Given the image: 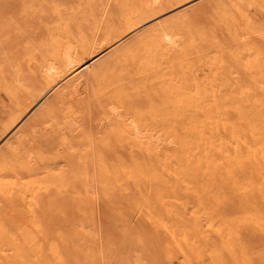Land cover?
<instances>
[{"label": "bare ground", "instance_id": "obj_1", "mask_svg": "<svg viewBox=\"0 0 264 264\" xmlns=\"http://www.w3.org/2000/svg\"><path fill=\"white\" fill-rule=\"evenodd\" d=\"M106 1L107 0H100L99 3V1L97 0L99 5L102 7L99 8L100 6L98 5V10L101 11L102 9L103 12L100 17L102 19V24L100 25L102 30L98 36L89 34L92 35L91 37H86L85 31L83 33L84 28H82L83 25H89V23H86L90 21L89 16L88 19L86 15L87 21L84 20L85 22L82 21V18L80 17L81 19H79V23H83L81 26L80 24L77 25V17H74L77 19V21L73 22V12L71 13V20L70 10L68 11L69 14L67 13L69 16L66 14L62 16L58 14V8L52 7V16H55V13H57V16L55 17L59 18V20L61 18H65V16L69 17L63 19L62 21V26H64L62 28H64L63 30L66 29V33L65 31L62 32V29L59 25L61 32L65 34L63 38L61 37L62 39H57V33L55 31H49L52 22L56 18L52 17L50 21V18H48L49 16L46 17V19H49L51 24H49L48 21V24H45V22V25L43 24V26L45 28V32L48 31V33L50 32L49 34L51 35V37L53 36V40L51 39V37H49L50 35L48 36L47 34V36L45 35L47 37L45 39L49 40L50 38L52 42L49 40L47 45V43H44L41 39L40 42L43 47L40 45L37 46L35 44V47H38L39 49L36 48V52L35 50H32L33 55L38 56V58L34 61L35 63H33L32 61L34 69L26 67L25 65H29L27 64V62L25 63V65L23 64L25 67H23V65L21 66V59L15 58V52L18 51L17 48L19 45L18 43L20 42L19 40L23 41L28 37V30L26 29V33H24L25 30L24 28H21L22 24L20 25V21L25 25V20L27 19V17L26 19L24 17L27 14L26 11H28L26 9H33L34 7L32 6V3H35L36 1L32 0L31 2V0H28V3L25 4L22 1L20 3L18 2L19 8L17 7V11H15V13L13 14L11 13L12 15H9L8 17L6 16L8 19L7 22H9V24H7L6 21L1 22L2 20H0V22L2 23H0V79L3 80V82L7 84V87L11 89H9V93L7 92L10 95L8 98V109L4 110L5 115L7 117H10L9 121H6L7 125H0V138L7 134L5 132L8 129L14 128L17 125L18 122L21 121V117L26 112L31 110L34 106H37L35 108L36 112L34 114L32 112V116H34L28 122L25 121L26 124H23L24 127L22 125L23 128L21 127V125L20 127H18L20 128L18 131V135L12 134L15 136H12L13 138H11V140H8V143L6 141V145L4 141L2 142V144L5 146L4 149L2 148V152L0 153V264H264V0L200 1V3H203L200 4L198 2L197 4L199 5H194L193 7L190 6V8H188V6L186 8L187 10L185 9L186 11H181L180 8L179 11L183 13L179 15L180 12H176V21L175 18L174 21L172 20L173 18H169L171 19L172 24L169 19V24H166L164 20H162L160 23L152 20V22L154 21V25L149 23L148 21H150V19H155L156 17L158 19L160 18V14H163L166 11L175 10L176 7L185 5L189 2H192L193 0H112L114 1L112 5L114 6V10L116 11L115 15L113 12H110L111 10L109 11L111 7L108 10H106V7H104L106 6ZM12 2L14 5V0H12ZM48 3L49 2L46 3L47 12L49 8ZM78 3L81 2L78 1ZM92 4L94 7L90 6ZM92 4L89 1L88 6H90L91 8H95L96 3L94 5V3L92 2ZM20 6L22 7L20 8ZM34 6L38 5L36 4ZM43 6L44 5H42V7ZM226 6L229 7V9H226ZM65 7H63L64 11ZM73 8L76 9V7ZM210 9L216 12L219 11L217 12V14H213V16H215V21L211 23H213V25H215L217 28H221L222 30H220L222 32L223 30L226 31L230 41L232 42L231 48L232 46L234 48L232 50L231 48H229L230 50L228 49V52L226 53V57L228 55V61L223 59L225 57L217 58L215 56L217 52L219 54L218 56H224L223 54H221V52H224L225 48L220 52L218 50H216V53L212 52V55L214 53L213 56L217 59L215 60H219L218 62H220L218 65V62L214 61L218 65L217 67L215 66L217 71L215 70V67L213 68L211 66L213 61V56L210 60L211 55H209V58H207L211 61V64H209V60L206 63L210 67H208V65L202 66L203 69H205L204 67L210 68V72L213 71L211 70V68L214 69L213 72L215 74V72L219 71L218 68L224 69L221 67H223L224 64L227 65L226 74H228V76L232 78L230 80L233 81V84L231 82V85H233L234 89L233 92L231 85L228 86L230 83L228 85L226 84L228 89L231 88L230 91L233 92H229L231 98L227 95V87V94L224 93V86L226 82L222 87L223 90H220L221 88L215 89L216 91L217 89H219L220 92L223 91V93L227 97H229L232 105H230L229 107L228 99L227 102H225V105L228 104V108L231 110L230 116L226 117V115L229 114H227L226 111V115L224 114V112H221L220 109L224 104H222V101H220L222 105H219L222 107L219 108L217 107V105H215L213 111L215 110V107H217L216 109L218 110L219 108L221 114L220 112H218L217 114V110H215V115H218V117H208L209 115H211L209 112H212L211 109L213 107L211 109L209 108L211 103H208L206 106H204L203 101L205 99L206 102L210 101L209 98H214L217 101L221 99L218 96L214 97L216 91L212 89L211 85V92L209 93L210 89L209 91H207L208 94H210V96H207V98L209 97V100L205 97H202V95L200 96V94L205 91V88L204 91L202 90L203 88H200L202 92L199 93V89L197 90V87L202 86L200 82L202 83L205 80L201 81L195 77L196 81H200V85L198 86L196 81L193 80L194 78L190 77L192 71H190L189 76V71L187 69L186 70L188 72L187 74L185 73V76H188L184 77L183 75V77H189L193 80V82L195 83L194 86H196H193L194 88H196V93L194 94L198 95L199 93L198 96L200 97L199 99L195 98L196 96L192 95L193 90L192 92H190L189 89L190 95L193 98L197 99L195 100L190 97L191 99L195 100L194 104V101L192 102V100L190 99V107L193 110L195 107L192 108L193 105L191 104L193 103L197 107V103L199 104V101L204 98L202 100L203 105L200 107L206 109L209 115H206V110L204 112V109L202 110L198 107L196 109H200L201 111H203V113L201 112L196 117H194L195 115L192 116L194 110L187 112L184 111L183 108H180L179 110L173 108L171 110L161 111L159 110L160 107H158L159 112H156V102L153 103V106H151V108L148 106V109L150 108V110L154 107L155 109L151 110L152 113L150 117L153 116L154 110V117H152L153 119H149L147 121H145V119H143L142 117V120L139 119L138 116L131 114L130 112L122 113L121 106L122 108L124 107L125 101L122 102L123 105L121 102L118 103V101L126 100L127 98H129L127 97L128 95L126 93V96L124 95L126 99H122L121 97H123V94H125L123 92H125L126 90L124 91L123 89L122 91V87H124L123 85L121 86L120 90L121 83L120 85L117 84L119 87L115 84L119 83L120 80H123L122 75L120 78L117 77L116 80H114L113 78L110 79V77L108 76H103V79L106 77L108 78V80L110 79V85H112L111 83L115 81L113 83V86H117L114 87V89L116 88L115 92L113 91V86L111 87L107 83H105L106 86L108 85L111 87H109V92L108 90H105V93L107 92V95L103 94L102 96H99V93L103 90L97 92L98 88L96 89V86L94 89H92V87H94L93 84H97L96 82H98V84L101 86L100 88H102L104 85L102 82H105H101L103 85L99 83L101 81L100 78L102 77V75H104L108 69H110L111 72V68L113 66H115L116 68L120 64L121 67H123V60L121 59H123V57L125 56L124 62L126 63L129 60L128 56H130V54H132V52L134 51L135 54L132 55V59L134 58L133 56L136 57L135 62L136 66H138V71H135H137V73L134 71L135 68L133 67L127 68L128 72L126 71V69L123 70L124 67L122 69L120 67V70L126 71L124 72L126 76L123 75L126 79L127 76L131 77L128 78L129 81L133 78V71L138 75L139 71L142 72L146 69L143 68V70H141V67L137 65V63H141V66L145 65L143 64V61H140L146 56L145 52L148 48L150 50H152L153 48L156 50V52H159L161 50V55L163 53L165 54V56L169 54V58L167 56V59H169L170 62L173 58L171 55L178 51L177 49H179L180 51V47L182 49V47H185L187 45V48H189V50H191L190 48H194L195 46L192 47L193 45H195V42L193 40L196 41V38L199 40V43L197 42L199 45L201 44V42L202 44L206 43V46L208 48L209 46H213L211 48L212 50H215L214 44L220 45V41H217L219 40V38L217 36L218 34L215 33L216 36L214 35V29H209V27L207 26L209 33L210 30H213V34L210 33L209 36V33L207 32V36L204 30L206 28V24L203 28H201L202 25L201 27L191 25L192 21H195L193 19H199V17L205 15L207 16V13L210 11ZM34 10L32 12H34ZM60 11H62V8H60ZM28 12L31 14V10H29ZM75 12L77 13L78 11ZM187 12H189L190 14ZM30 14L28 16V21ZM209 15L210 14L208 13V16ZM79 16H82V14H80ZM82 17L85 18V16ZM46 19L44 16L43 20L41 19V22L43 23L44 20H48ZM97 19L95 18L94 21ZM208 19H210V16L209 18H207V20ZM37 20V22H39L38 18ZM28 21L26 22L27 25ZM100 21L99 24L101 23ZM210 21H212V19ZM3 23L6 24L5 29L2 27ZM69 24H71V26L74 25V28H71ZM37 25L39 27V23ZM47 25L49 26V28ZM143 25L145 29H141L144 28ZM145 25L148 27H146ZM30 27H32V25ZM53 27L55 30L57 28V32L60 31H58V27L52 26V28ZM41 28L38 29H40L41 31ZM182 29H186L184 30V32H186L187 34L184 33V36H182L183 34L181 33ZM193 30L194 33H196V35H194V39L192 38L194 34L192 32ZM37 31L38 30H36V33L34 32L33 34L38 35ZM189 31H191V33L188 35ZM53 33H55L57 37ZM43 34L45 33L43 32L42 36ZM128 35L130 36V38L124 44H121L126 40L125 37ZM216 37L218 39H216ZM226 40L228 41V39ZM184 41L187 43H185ZM25 42L26 40H24L22 43L28 46V44H26L27 42ZM180 43H182V45H180ZM207 43H210V45H207ZM16 44L18 45L15 46ZM25 45L24 47H26ZM199 45H196L193 53L195 52V50L197 51ZM20 48L21 47H19V49ZM105 48L108 49V52L113 49L114 53H109V55L104 57V59H99L101 56L97 58L101 62L99 60L96 61L97 59L93 60L98 64H96V66L94 65L93 61L90 63L91 59H93V56L98 55L99 51ZM130 49L132 50V52L130 51ZM138 50L139 53L142 52V56L140 55L141 59H138L139 53L136 54ZM186 50L188 49H182V52H185V55L187 53ZM200 50L202 49L200 48ZM203 50L206 53L205 49ZM126 52L127 56L123 55L126 54ZM128 52H130V54H128ZM143 52L145 53L144 56ZM204 52L202 51V55ZM208 53L210 52L208 51L207 54ZM120 54H122L123 57H120ZM151 54H153V52ZM180 54L178 53L179 58L181 56ZM118 56L121 58L120 60L122 63L116 61L118 62V65H114V61L119 59ZM126 58L128 59L127 61ZM160 58L162 59V56ZM132 59L130 60L132 61ZM155 59L154 61H160L158 59ZM184 59L185 58L181 59L179 63L183 62L182 60ZM149 60L150 63L152 62V65L155 64L154 66H158L156 65L157 62L153 63V61H151L153 60V58ZM149 60L147 61L148 63ZM173 61L172 63H175V66H179V68L180 66L183 68V66L190 65L188 64L189 62L187 63V65H183L181 63L179 65L178 62L176 63ZM184 62L187 61L185 60ZM167 63L169 62L167 61ZM164 64H166V62ZM159 66L157 67V69L159 68ZM167 66L170 67L173 66V64ZM167 66L165 65L163 69ZM149 67H151V65H149ZM156 67L155 69H152L151 67L149 70L143 72L147 74L146 72L148 71V75L150 78L153 74H155V72H157L155 71ZM199 68V71L203 73L204 71L201 70L202 67ZM130 69L132 70L129 71ZM163 69L160 66V71H162ZM183 69H181L182 71L179 70V72H183ZM151 70L154 73L150 74ZM160 71L156 73L157 76ZM141 72L140 75L143 74V72ZM165 72L162 71L158 77L152 76L151 79L156 78L155 80H159L161 74L162 76L163 74L165 76L169 74L170 70L168 73L166 72L167 74H165ZM73 73L76 74V77L72 76L74 78L66 79L67 76ZM108 74L109 73L107 72L105 75ZM162 76L159 80L160 83L157 82L158 80L153 81L154 84L157 83V88L159 90L162 89L163 92V81L166 82L164 83L165 88L166 85L173 80V75L169 74L168 76L164 77L165 79L162 78ZM202 76H205L206 80L207 78H209L207 77V75ZM174 77L176 78L175 75ZM217 77H221L222 79V76ZM97 78L98 80H100L98 81ZM134 78L136 79V77ZM138 79L142 81L141 79L144 80L145 78L138 77ZM138 79H136L137 82L135 80L134 84H138H136V86H138L139 88L138 90H142V86L144 91V87H147V84L144 86L142 85V83L147 79L140 83L141 86L139 85ZM112 80L114 81L112 82ZM134 80L132 79L131 83L134 82ZM148 80L147 82L149 83L150 81ZM178 80L181 85L177 81V83L175 82L176 84L172 82L174 84L173 86L172 84L171 86H169L173 88V91L178 90L179 93H176L178 95L186 93L185 91L180 92L179 89L184 87L185 84L183 82L187 84L189 82H186V80L180 81L183 80L181 78ZM161 83L163 86L161 85L159 88L158 85ZM178 83L179 85L177 86ZM182 83L184 85H182ZM194 83H192V85ZM210 83L212 82L210 81ZM127 84L130 85V83ZM188 85L190 86V83ZM188 85H185V87H187ZM206 85L207 84H205V87ZM106 86H104V89ZM136 86L133 87L136 89ZM156 86L155 88H151H154V91L158 92L159 90H156ZM176 87H178L179 89ZM193 87L191 88L193 89ZM217 87H221V85ZM132 88L130 87L131 90ZM207 88H209V86ZM53 90H55V92L52 93L51 96L47 97L46 95ZM169 90L167 87V91ZM120 91H122L123 94L119 95L120 97H115ZM167 91H165V93L163 92V95L166 93H170ZM212 91H214L215 93ZM116 92L117 94L114 95V93ZM137 92L139 91H136L135 93ZM149 93L150 90L147 92V94ZM212 93H214L213 96ZM218 93L216 95H219ZM188 94H184L183 96ZM221 94L222 92L220 93V95ZM150 95L151 96L149 97L148 95H145L148 100L150 97H154L153 94ZM175 95L167 96L171 100H173L172 97H175ZM223 95L220 97H224ZM131 96V99L129 98V101L136 100L132 98L134 96ZM165 96L166 95H164L163 97L165 98ZM183 96L181 97L183 98ZM158 97L160 96L158 95ZM176 97L178 96L176 95ZM117 98H120L121 100H117ZM169 98H167V100L170 101ZM232 98L233 100H231ZM186 99L188 100V96H186ZM176 100L178 99H175V101ZM215 100L211 99V101H213L212 103H214ZM151 101L152 100H150L149 103ZM175 101L173 100L174 103H172L175 104ZM179 102H182V100ZM185 102L187 104V101ZM206 102L204 103L206 104ZM172 103L170 102V104ZM178 103L176 104L177 108L180 104ZM211 105L213 106L214 104ZM126 107H128L127 103ZM144 107L146 106L144 105ZM169 107H171V105ZM207 107L208 109H210V111L207 109ZM124 110H126V108H124ZM137 111L139 113V110ZM202 114L207 117L202 118ZM212 115H214L213 112ZM1 117L2 116L0 112V118ZM15 130L13 131L16 133ZM96 138L99 140V142H96ZM2 144H0V147H2ZM171 146L175 147L171 148ZM141 148L149 150V152L159 158V160L157 159L159 163L158 169L160 172L166 170V174L168 176L163 177V174L159 172L158 174L155 171H158V169L155 168V170H153L158 174L157 176V174L155 175V172L151 170L155 177L154 179L157 178L158 180L155 191L156 195L153 198L154 200H156V203L154 204V201H152L151 205L157 204L154 208L158 207V211H156L157 209H155V212H153L151 215L153 216L155 213H157L154 216L156 217L157 215V217L154 218V220L150 218V220L152 219L153 221L157 222V230H159V232L161 231L160 234L162 236V244L160 247L161 249L159 251V255L156 257L155 254L157 253H155L153 249L156 247L152 245L154 255L149 258L145 257L142 254L146 248H142V240H139V238H135V242L134 239H131L129 237L132 235L128 233L127 228L123 229L124 231L118 230V227L116 226L120 223L117 224L112 220L114 219L116 222H124L121 223V225H124L125 222L126 224L128 222L124 218L121 217L122 219H124V221L119 220L120 217H117V219L114 218V213H109V210L108 213L110 214L111 218H109V215L104 218L105 220L107 219V223L109 220V222L113 221L114 224H117L115 226L116 228L112 227V229H117V231H119V234H122L120 232H125V230H127L124 234H129V236L125 235L124 237L126 239L123 237L122 241H120L122 237L117 232H115V229L112 230L113 233L111 232V234H114L115 232V235L117 233V235L121 237L120 239H117L120 242H116V238L111 237L110 234H108L110 232L107 229H105V232H102L104 231V229L100 228L103 226L100 223V227L99 225L96 226L97 228L99 227L101 231L98 232V229H96V232L92 228V226L95 225L94 223L97 224V222L94 220V223L92 225L91 221L93 222V220H88V215L91 216L92 213H88V215H86L89 209H91L89 210L91 212L92 210H94L92 209V204L93 201H96L94 197L97 193V190H100L99 192H101L102 190L105 194L108 193L109 190L107 191V186L112 185L110 181H114L113 179L116 178L118 180V176L124 172V176L126 178H131L132 174L129 172L130 169H125V165H127L125 163H129V166L127 165V169L131 166L130 163L132 164L133 162H136V164L133 163V166L136 165L138 167L140 163H137L138 160L136 158L138 157ZM173 148H176V150H172ZM127 160H130L131 162H127ZM139 161L142 162V160ZM153 167L156 166L152 165L151 168ZM131 170H134L131 171L132 173H136L138 169L136 168V171L134 168ZM199 172L200 178H196L199 180L197 181L194 179V177L196 176L195 174ZM126 173H130L131 175L128 174L129 176H126ZM119 177L122 176L120 175ZM121 179L125 181L124 177L120 178L119 180ZM154 179L152 178V184H155L157 182H154ZM126 180L128 181L130 179ZM118 183L120 185V183L123 182L120 181ZM54 184H59V186L64 187V189L61 188L62 191H59L57 192V194L53 195L52 191L51 193L48 191H50L51 186H53ZM98 186L99 188H101H97ZM154 186L156 185H153L152 189H154ZM224 187L229 189V191L232 192V195H234V197L232 196L233 199L235 198L233 206L229 207L228 210L225 207L227 206V203L225 204L224 209L223 206L222 209H220L221 202L226 199L225 197L228 196L225 195L224 197V194L227 192L226 190H224L226 191L225 193H222ZM56 188V190H59L58 185ZM103 188H106V190H104ZM125 189L126 188L124 187V190ZM115 190L116 188L114 189V191ZM114 191L112 190V192ZM104 193L102 192V197ZM111 194L110 191L107 194L109 201L112 200V202L116 203V201L118 200L117 203L122 202L119 201V198H122V195L120 197L117 196L119 197L117 199V194L115 192L112 194V196L116 194V198L112 196L110 197L109 195ZM138 194L139 193L135 194V197H137ZM138 196H140L141 198L140 205L145 204L143 209L148 208L145 207L147 205L146 203L148 199L146 198H148V196L144 197L141 194H139ZM141 196H143L147 200L145 201L146 203L142 201L144 198ZM113 198L117 200L115 201ZM108 199L106 198L107 201ZM123 199L124 197L121 200ZM135 199L138 200L139 198L137 197ZM229 200H231L230 196ZM125 202L127 203L126 200ZM229 202L230 201H228V203ZM137 203L138 202L133 205L136 206V209H140V206L138 207ZM129 204L131 205V203ZM93 206L95 207L94 204ZM117 207L119 208V206ZM152 207L150 208L152 209ZM150 208L148 209V212L154 211V208L152 211H150ZM138 209L136 210L137 212L139 211ZM186 209H188V211L191 209L190 212H188L189 214L186 212ZM102 211H104V209ZM105 211H107V208ZM145 212L147 214V209L146 211L140 210V213L145 214ZM103 213L105 212L100 213L101 215H99V218L100 216L102 218ZM116 213L117 212H115V215H117ZM105 215L103 214V217H105ZM147 215L148 218L150 215ZM152 223L154 224V222ZM112 224L109 225L111 226ZM138 224H140V222H138ZM134 225L135 224H133V226ZM107 226L108 225L106 224L105 227ZM125 226L131 227L128 225ZM134 227H136L134 229L138 230V226ZM240 228L251 230L254 236H256L259 240V244L255 243L256 245H252L249 244L250 241L249 243L244 242V234L241 233ZM106 230L108 231V233ZM131 230L133 229H130V232ZM141 232H143V230ZM132 234H134L133 231ZM242 234L243 236L241 237ZM245 234H247V232H245ZM156 235L158 236V234ZM248 237L249 236H247V240ZM160 240L158 239V241ZM114 241L117 244H115ZM143 241L145 244L143 246H146L147 243L145 242V240ZM134 242L136 247L133 250L131 248V245H134ZM136 249L137 251L139 249V251L142 253L138 254L137 251H135ZM131 251L132 255L130 254ZM145 252L146 251H144V253ZM148 255H150L149 252L147 256Z\"/></svg>", "mask_w": 264, "mask_h": 264}, {"label": "rangeland", "instance_id": "obj_2", "mask_svg": "<svg viewBox=\"0 0 264 264\" xmlns=\"http://www.w3.org/2000/svg\"><path fill=\"white\" fill-rule=\"evenodd\" d=\"M21 1L24 2V4H25V3H28V0H21ZM21 1H20V0H16V1L14 0V5H15V6H14L12 0H0V20H2L1 22H4V21L7 22V20H8L7 17H8L9 15H12L13 13H15V11H17L16 9H17V7L19 8V3H20ZM33 1H36L35 3H34V2H33V3H34V5L37 4L38 6H34L33 3H32V6H33L34 8H33V9H29V8L26 9V10H28V11L31 10V14H30L28 11H26V12H27V14H26L27 16L25 15V17H24L25 19H26V17H27V19L25 20V21L27 22V21H28V16H29V14H30L29 21H28V25L26 24V22H25V25H24V23H23V22L21 23V21H20V25L22 24V27H21V28H24V30H25L24 33H26V29H27V30H28V34H27L28 37L31 35L29 38L27 37V39H26V38L24 39V40H26L27 43H26V42H25V43L28 44V46L25 45L24 43H22L24 40H23V41H22V40H19V41H20V42L18 43L19 45H18V44L15 45V46L18 45V48H17L18 51H16L17 53L15 52V54H16V57H15V58H19V59H21V61H20L21 66H22L23 64L25 65V63L27 62V64H29V65H25V66L28 67V68L30 67V69H34V65H33V63H35L34 61L38 58V56H36V55L34 56L32 50H35V52H36V51H37L36 48H37V49H39V48H38V47H35V46H36V45H37V46H39V45L42 46V44H41V42H40L41 39H42V41H43L44 43H47V45H48L49 40L52 42V40H53L52 37H53V36L51 37V35L49 34L50 32L55 31V32L57 33V36H58V37L56 36L55 33H53V34L57 37V39H62V38L64 37V34L66 33V31H65L66 29L63 30L64 28H62V27H64V26H62V21H63V19H65V18H69V17L65 16V18H63V19L61 18V19H60L61 22H60L59 18L55 17V16H57V15H56L57 13L54 12V13H55V16H52L53 13H51V11H52V9H53L54 7H56V8L59 9V10H58V14H60V15H62V16H64L65 14L68 15V14H69L68 11L70 10V11H71V12H70V18H71V20H72L71 13L73 12V14H72V16H73V20H74L73 22H76L77 19H78V22H77L78 24H77V25L80 24V25L82 26V24H83V23H81V22L79 23V19L82 18V21H84V20H86L87 18L89 19V17H90V19H89L90 21L86 22V23H89V25H87V26H86V25H85V26L83 25V27H82V28H84L83 33H84V31H85V33H86V34H85L86 37H89V36L91 37V36H92V35H89V34H94V36H98V35L100 34L101 30H102L101 27H100V25L102 24V19H101L100 17H101V14H102L103 12H102V9H101V11H99L98 8H97V6H98L99 3H100V0H98L99 3L97 2V0H95V1H94V0H92V1H91V0H88V3H87V0H84V1H83V0H75V2H74V0H72V1H70V0H61V1H60V0H47V2H49V3H48V7H49V8H48V12H47V4H46L47 2H46V0H39V1H38V0H33ZM50 1H51V2H50ZM59 1H60V3H59ZM78 1H80V2L82 3V5H81V3H78ZM82 1H83V2H82ZM89 1L91 2V4H92V2H93L94 5H95V3H96V7H95V8H91L90 6L94 7L93 4L90 5V6H88V5H89ZM200 1H207V0H197V1H196V0H193L192 2H189V3L185 4V5H182V6L176 7L175 10L166 11V12H164L163 14H160V18L157 19V17H156L155 19H150V21H148V22L154 25V21L157 22V23H158V22L160 23L162 20H164V22H166V24H169V23H168L169 21H170L171 24H172V21H171V19H169V18H173V19H172L173 21H174V18H175V21H176L177 18L175 17V16H176L175 14H177L176 12H178V11L180 10V8H181V11H182V10H183V11H186V10H187L186 8H187L188 6H189L188 8H190V6L193 7L194 5H199V4H197V3H198V2L200 3ZM11 2H12V3H11ZM18 2H19V3H18ZM31 2H32V0H31ZM62 2H63V3H62ZM113 2H114V1H112V0H107V1L105 2V5H106V6H104V7H106V10H108V9L111 7V8L109 9V11L111 10L110 12H113L114 15H115V12H116V11L114 10V6L112 5ZM39 3H40V4H39ZM75 3H76V4H75ZM86 3H87V4H86ZM110 3H111V4H110ZM201 3H203V2H201ZM201 3H200V4H201ZM45 4H46V5H45ZM55 4H57V5H55ZM63 4H64V6H63ZM73 4H74V6H73ZM39 5H40V6H39ZM42 5H44V6L42 7ZM53 5H55V6H53ZM68 5H69V8H68ZM107 5H108V6H107ZM11 6H12V8H11ZM13 6H14V9H13ZM22 6H23V4H22ZM22 6H20V8H21ZM65 6H66V7H65ZM87 6H88V8H87ZM99 6H100V5H99ZM99 6H98V7H99ZM227 6H228V5H227ZM227 6H226V9H227V8L229 9V7H227ZM52 7H53V8H52ZM63 7H65V11H66L67 9H68V10L65 12V11L63 10ZM70 7H71V8H70ZM73 7H76V9H74ZM182 7H183V9H182ZM10 8H11V9H10ZM31 8H32V7H31ZM60 8H62V11H60ZM78 8H80V9H78ZM96 8H97V9H96ZM99 8H102V7L100 6ZM9 9H10V12H9ZM12 9H13V10H12ZM34 9H35V10H34ZM83 9H84V10H83ZM93 9H94V12H93ZM185 9H186V10H185ZM230 9H231V8H230ZM11 10H12V11H11ZM33 10H34V12H32ZM45 10H46V12H45ZM176 10H177V11H176ZM13 11H14V12H13ZM75 11H78V12L76 13ZM228 11H229V10H228ZM26 12H25V13H26ZM82 12H83V13H82ZM95 12H96V13H95ZM179 12H180V11H179ZM212 12H213V13H212ZM217 12H219V11H217ZM217 12L214 11V10H211V9H210V11L208 12V13L210 14V15H209V16H210V19L207 20V18H209L208 13H207V16L205 15V16H201V17H199V19H193V20H195V21H192V23H191V25H195V26H197V27H201V25H202L201 28L205 27V24H206V28H207V26H208L209 29H212V28L214 29V35H215V33L218 34L217 36H218L219 40H217V41H218V42L220 41V42H219L220 45H216V44H214V49H215V50H212L211 47H213V46H211V47L209 46V48H208V47L206 46V43H205V42H203V43H205V44H202V42H201V44L199 45V44H198V43H199V42H198L199 40H198L197 38H196V41L193 40V39H194V35H196V33H194V30H193L192 32H193L194 34H193V36H192V34H191V36H192V38H193V39H191V40H193V41L195 42V45H193L192 47H194V46L196 47V45H197V46L199 45L198 49L196 48L197 51L195 50V52L193 53V50L195 49V47H194V48H190L191 50H189V48H187V45H186L185 47H182V49H184V48L188 49V50H186L187 53H186V55H185V52L183 53V52H182V49H181V47H180L181 54H180L179 49H177L178 51H176V52L174 53V54H175V58H174V54L171 55V56L173 57V58L171 57L172 59L170 58V59H171V62H170L169 59H167V56H168V58H169V54L165 56V54L163 53V54L161 55V52H162L161 50H160L159 52H158V51L156 52V50L153 49V48H152V50H150L149 48H148L147 50L145 49V50H146V52H145V53H146V56H145L144 58H142V59H141V57H140V55L142 56V52L139 53V50H138V52L136 51V52H137L136 54L139 53V57H140V58L137 56L138 59H141L140 62L143 61V64H145L144 66H146V67H144V66L142 65V66H143V67H142V66L140 65V64H141L140 62H139L140 64L137 63V65H139V66L141 67V70H143V68H144V69L146 68V69L143 70V71L149 70L151 67H152V69H155V67H156V66H154L155 64L152 65V62L150 63V60H149V59H152V58H153V60H151V61H153V63H156V62H157V61H154L155 58H157L158 60H160V61L163 62V63H162V62L158 61L159 63L157 62V64H156V65H158V66H159V64H160V66L162 67V69H163V67H164L165 65H166V66H167V65L170 66V64H173L174 67H173V66H170V67L167 66L168 69H167V67H166V68H164V69L162 70L163 72L166 71L167 73H168L169 70H170L169 74H172V75H173V76H172V77H173V80H172L170 83L167 84L168 86L166 85V87L164 88V86H165L164 83H166L165 81H163V82H164V83H163L164 86L162 85V83L158 85L159 88H160L161 85L163 86V92H164V93H165V91H167V87H168V90H169V89L172 90L173 88L170 87L171 84H172V86H173L174 84L177 83V81L179 82L178 79H180V78L183 79V80H180V81H185V80H186V82H189V83H190V86H189V85H188L189 83L187 84V83L183 82L185 85H188V86L185 87V85L182 83V85H184V87H185V89H184V87H182V88H181L182 90L179 89L178 87H176V88H178V89L180 90V92H181V91H185L186 93H184V94H188V93H189L188 95H185V96H183L184 94H179V95H178V94H176V93L178 92V90H176V91H173V90H172L173 92H172L171 90L167 91V92H170L172 96H174V95L176 94L178 97H180V98H178V97H176V95H175L176 98H175V97H172L174 101H175V99H178V100H176L177 103H178L179 101L182 100V102H179L180 104L178 103V104H179V105H178V108H177V105H176V104H177L176 101H175V104H173V103H174L173 100H171V99L168 97V96H171L170 93H166V94H164V95H166L165 98H164V97H163L164 95H163L162 89H160V90H161V91H160V90L157 88V86H156L157 83L154 84V81H157L158 79H157V80H155L156 78L151 79L152 76H155V77L157 76L156 73H157L158 71H160V66H159L158 69H157L158 66L156 67V70H155V71H157V72H155V74H153L150 78H149V75H148V71L146 72L147 74H145V73L142 71L143 74H141V75H140V72H141V71H139V72H138V75H137L136 73H137V71H138V70H137V67H138V66H136V62H135V61H136V59H135L136 57L133 56V57H134L133 59H135V60L132 59V55L135 54V51L133 50L134 52H132L131 49H130V51L132 52V54H130V52H128V54H130V56H128V57H129V58H128L129 60L126 58V61L128 60L126 63L124 62L125 56H124V57L122 56L123 53L119 55L120 57L122 56L123 59H121V58L118 56L119 59H117V60L114 61L115 64L113 63L114 65H118V62H119V63H122L121 60H123L122 66H123L124 68L121 67V65L119 64L116 68H115V66H113V67L111 68V69H112L111 72H110V69H108V70H109V71L107 70V72L109 73L108 75H105V74L107 73V72H106L105 74L103 73L104 75H102V77L100 76L101 78L98 77V78L101 79V81H100L99 83H101L102 81H105V82H102L104 85L101 83V85H103V87H102L103 89L100 88L101 86L98 84V82H96V83H97L96 85L93 84L94 87H92V89H94L95 86H96V89L98 88V89H97L98 91L96 90L97 92H100V90H103V91H102L103 93L100 92V93H99V96H100V95L102 96L103 94L107 95V94H106L107 92L105 93V90H108V92H109V87H110V86L112 87V86L114 85V84H113V83L115 82L114 80H116L117 77L120 78L121 75H122L123 80H120V79H119L120 82H119V83H115V84H116V85H117V84L120 85V83H121V85H120V90H121V86L123 85L124 87H122V91H123V89H124V91H125V90H126V91L123 92V93H125V94H123L122 91H120L121 93L118 92V94H117V92L114 93V95L117 94L115 97H120L119 95H122V94H123V97H125V96H126V93H127V95H128L127 97L130 98V96L132 95V96H134V97H132V96H131V97H132L133 99H136V100H133L134 102H133L132 100H130V101H131V102H130V101H129V98L126 99V97H125V98L121 97L122 99H126V100H121L120 98H117V100H118V99L121 100V101H118V103H119V102L122 103L123 101H125V103H124V107H123V108H122V106L120 105V106H121V109H122L121 112H122V113H126V112L129 113V112H130L131 114H134V115L138 116L139 119H141V120H142V118L145 119V121H147V120H149V119H153L152 117H154V110H153V116L150 117V115H151V113H152L151 110H152V109H155V107L152 108L151 110H150V108H151V106H153V103H155V102H156V104H157V110H155L156 112H159V110H161V111H162V110H171V109H173V108L179 110L180 108H181V109L183 108L184 111H187V112H189V111H193V110H194V111H193L194 114L192 113V116L195 115L194 117H196V116H197L198 114H200L201 112L203 113V111H201L200 109H199V110L196 109L197 107H198V108H201V109L203 110L204 108H203V107H200V106H202L203 104H204V106H206L208 103H209V104L211 103V104H214V105L212 106V105L210 104L209 108L211 109V108L213 107L211 110H212V112H213L214 115H212V112L210 111V109H208V107H207V109L210 111L209 113H210L211 115H209V113H208V111H207L206 109H204V112H205V110L207 111V112H205V113H206V115H209L208 117H212V116H217V117H218V115H215V112H216L215 110H217V109H216L217 107H219V108L222 107V106L219 105V104H221L220 101H222V104H224V105H223V107L220 109L221 112H222V113L224 112L225 115H226V113H227V114L229 113L228 115H226V117L230 116V111H231V110L228 108V104H229V107H230V105H232V103H231V101L229 100V97L231 98L229 92H230V93H233V92H234V91H233L234 89H233V85H231V82H232V84H233V81L230 80V79H232V78H231L230 76H228V74H226V73H227V67H226L227 65L224 64V66L221 67V66L223 65V64H222L221 66H219V67L224 68V69H219V68H218L219 71H218V72H215V74H214V72H213L214 69L211 68V70H213V71H211V72H212V73H211L210 70H209L210 68L204 67L205 69H203V66H202V65H208V64H206V63L208 62V60H209V59H207V58H209V55H211V56H210V60H211V57L214 55V53H213V55H212V52H215V53H216V50H218V51L220 52V51L223 50L224 48H225L224 52H221V54H223L224 56H222V55L218 56V55H219L218 52L215 54V56H216L217 58H219V57H225V58H223V59H225V60L228 61V55H227V57H226V53L228 52V49L231 48L232 42L230 41L229 36L227 35V33H226L225 30H223V32H224V33H223V32L221 31V30H222L221 28H220V29H221V30H220V29L217 28L215 25H213V23H211V22L215 21V16H213V14H214V13L217 14ZM220 12H221V11H220ZM11 13H12V14H11ZM67 13H68V14H67ZM75 13H76V14H75ZM86 13H87V14H86ZM93 13H94V14H93ZM172 13H173V14H172ZM182 13H183V12H180L179 15H181ZM185 13H186V12H185ZM187 13H189V12H187ZM44 14H45V15H44ZM77 14H78V15H77ZM80 14H82V16H85V18L82 17V16H79ZM91 14H92V15H91ZM97 14H98V15H97ZM189 14H190V13H189ZM1 15H2V17H1ZM41 15H42V16H41ZM43 15L45 16V19H46L47 16H49L48 18H50V21H51L52 17L56 18L55 20H54V18H53L54 21L52 22V25H51L50 28H49V26L47 25L48 28L50 29V30H49V31H50L49 33H48V31H47L48 29L46 30L47 32H45V28H44V26H43V24H44L45 22H46L45 24H48L49 19L47 18L48 20L46 19L47 21L44 20L43 23H42L41 21L43 20V17H44ZM86 15H87V18H86ZM90 15H91V16H90ZM4 16H5V17H4ZM6 16H7V17H6ZM32 16H34V17H32ZM68 16H69V15H68ZM88 16H89V17H88ZM96 16H97V17H96ZM173 16H174V17H173ZM31 17H32V18H31ZM74 17H77V19L74 18ZM80 17H81V18H80ZM161 17H162V18H161ZM204 17H207V18H204ZM33 18H34V20H33ZM37 18L39 19V22H37V21H38ZM83 18H84V19H83ZM95 18H96V19L98 18V19L94 21ZM163 18H164V19H163ZM201 18H202V19H206V20H202ZM213 18H214V19H213ZM30 19H31V20H30ZM41 19H42V20H41ZM168 19H169V21H168ZM178 19H179V18H178ZM211 19H212V21H210ZM57 20H59V21H57ZM100 20H101V21H100ZM152 20H154V21L152 22ZM157 20H158V21H157ZM198 20H200V21H198ZM22 21H23V20H22ZM50 21H49V24H51ZM56 21H57V22H56ZM86 21H87V20H86ZM99 21L101 22L100 24H99ZM204 21H205V23H204ZM209 21H210V22H209ZM1 22H0V23H1ZM34 22H35V23H34ZM54 22H55V23H54ZM84 22H85V21H84ZM92 22H93V23H92ZM202 22H203V24H202ZM207 22H208V24H207ZM33 23H34V24H33ZM38 23H39V27H38V25H37ZM86 23H85V24H86ZM149 23H147V24H149ZM1 24H2V23H1ZM7 24H9V22H7ZM45 24H44V25H45ZM92 24H93V26H92ZM147 24H146V25H147ZM151 24H150V25H151ZM155 24H156V23H155ZM23 25H24V26H23ZM29 25H30V26L32 25V27H30ZM34 25H35V26H34ZM36 25H37V26H36ZM41 25H42V26H41ZM59 25H60V27H61V29H62V32L65 31V33H62V32H61V30H60V28H59ZM146 25H145V26H146ZM150 25H149V26H150ZM5 26H6V24L3 23V26H2V27H3L4 29L6 28ZM26 26H27V28H26ZM52 26L58 27V28H59L58 31L60 30L59 32H61V33L57 32V31H56L57 28H56V30H55L54 27L52 28ZM69 26H70L71 28H72V27L74 28V25L71 26V24H69ZM28 27H29V28H28ZM41 27H42V28H41ZM143 27H144V25H143ZM146 27H148V26H146ZM210 27H211V28H210ZM38 28H41V31H40V29H38ZM51 28H52V30H51ZM65 28H66V27H65ZM71 28H70V29H71ZM82 28H81V29H82ZM206 28H205L204 30H205V33L207 34V32L209 33V30H208V28H207V29H206ZM4 29H3V30H4ZM35 29L38 30V31H37V34H38V35L33 34L34 32L36 33V30H35ZM85 29L87 30L88 34H87V32H86ZM141 29H145V27H144V28H141ZM216 29H217V30H216ZM42 30H43V32L45 33V34H43L44 39L47 38L46 36H47V34H48V36L50 35L49 37H51L52 40H51L50 38H49V40H48V39H45V40H44V39H43V36H42V33H43ZM71 30H72V29H71ZM184 30H186V29H182V31H181V33L183 34L182 36H184V33L187 34L186 32H184ZM187 30H189V29H187ZM190 30H191V29H190ZM215 30H216V32H215ZM40 32H41V33H40ZM92 32H93V33H92ZM58 33H59V34H58ZM190 33H191V31H189L188 35H189ZM205 33H204V35H205ZM210 33L213 34V30H212V31L210 30ZM210 33H209V36H210ZM95 34H96V35H95ZM131 34H132V33H131ZM45 35H46V36H45ZM129 35H130V34H129ZM129 35L126 36L127 38L125 37L126 40L123 41L121 44H124V43L130 38ZM32 36H33V37H32ZM35 36H36V37H35ZM191 36H190V37H191ZM207 36H208V34H207ZM215 36H216V35H215ZM61 37H62V38H61ZM195 37H196V36H195ZM197 37H198V36H197ZM218 38L216 37V39H218ZM31 39H32V40H31ZM54 39H55V38H54ZM226 39H228V41H227ZM29 40H30V41H29ZM46 41H47V42H46ZM226 41H227V42H226ZM16 42H17V41H16ZM16 42H15V43H16ZM30 42H31V43H30ZM39 42H40V43H39ZM184 42H185V41H184ZM197 42H198V43H197ZM15 43H14V44H15ZM20 43H21V45H20ZM44 43H43V45H44ZM185 43H187V42H185ZM189 43H190V42H189ZM196 43H197V44H196ZM223 43H225V44H223ZM35 44H36V45H35ZM183 44H184V43H183ZM24 45H25L26 47H24ZM45 45H46V44H45ZM180 45H182V43H180ZM184 45H185V44H184ZM203 45H205L206 47L203 46ZM207 45H210V43H209V44L207 43ZM211 45H213V44H211ZM222 45H223V46H222ZM217 46H218V47H217ZM220 46H221V47H220ZM226 46H227V47H226ZM19 47H21V48L19 49ZM42 47H43V46H42ZM44 47H46V46H44ZM215 47L218 48V49H216ZM219 47H220L221 49H220ZM200 48H201L202 50H200ZM207 48H208V49H207ZM210 48H211L212 51L210 50ZM226 48H227V49H226ZM233 48H234V47L232 46L231 50H232ZM203 49H205L206 53L204 52ZM206 49H207V50H206ZM219 49H220V50H219ZM229 50H230V49H229ZM149 51H150V53H149ZM202 51L204 52L203 55H202ZM208 51H209L211 54H210V53L207 54ZM20 52H21V53H20ZM147 52H148V54H147ZM152 52H153V54H151ZM155 52H156V54H155ZM109 53H110V54H113V53H114V50L111 49L109 52H108V49H107V48L100 50L99 53H98V55L93 56V59H91L90 63H91L93 60L99 58L100 56H101V57H100L99 59H104V57H106L107 55H109ZM145 53L143 52V56L145 55ZM176 53H177V57H178V53H179L181 56H182V55L184 56V57L182 56L183 58H185L184 60H182L183 62H180L181 64H183V65H184V64L187 65V63L189 62L188 64H190V65H188V66H183L184 69H183L181 66H180V68H179V66H177V67H178V68H177V67L175 66V63H172V61L174 60L173 62H176V63L178 62V63H179V61H180L181 59H183V58H182L181 56H180V58H179V57L177 58V57H176ZM188 53H189V54H188ZM192 53H193V54H192ZM18 54H19V56H18ZM154 54H155V55H154ZM102 55H103V58H102ZM123 55H126V56H127V52H126V54H123ZM151 55H152V56H151ZM157 55H158V56H157ZM196 55H197V56H196ZM156 56H157V57H156ZM159 56H160V57L162 56V59H163V60H162ZM164 56L166 57V60H165V57H164ZM193 56H194V57H193ZM146 57H147V59L149 60V63L147 62L148 60L146 59ZM150 57H151V58H150ZM163 57H164V58H163ZM187 57H188V60H187ZM191 58H192V59H191ZM201 58H202V59H201ZM19 59H18V60H19ZM99 59H97L96 61H98ZM120 59H121V60H120ZM130 59H132V61H131ZM157 59H155V60H157ZM190 59H191V60H190ZM203 59H204V60H203ZM215 59H216V58L213 56V61H212V64H213V65L211 64V61L209 60V61H210L209 64H211V66H212L213 68H214L215 66L217 67V66L219 65V63H220V62H218L219 60L216 61L217 59H216V60H215ZM146 60H147V61H146ZM185 60H186L187 62H184ZM189 60H190L191 62H190ZM201 60H202V61H201ZM23 61H24V62H23ZM32 61H33V63H32ZM96 61H95V62H96ZM99 61H100V60H99ZM116 61H118V62H116ZM130 61H131L132 63H131ZM167 61H168L169 63H167ZM204 61H206V62H204ZM214 61L218 62V63H217L218 65H217L216 62H214ZM18 62H19V61H18ZM18 62H17V63H18ZM95 62L93 61L94 65L96 66L97 63H95ZM100 62H101V61H100ZM100 62H98V63H100ZM128 62H129L130 64H129ZM137 62H138V61H137ZM165 62H166V64H164ZM201 62H202V64H201ZM124 63H125V64H124ZM180 63H179V65H180ZM203 63H204V64H203ZM18 64H19V63H18ZM110 64H112V63H110ZM126 64H127V65H126ZM161 64H162V65H161ZM24 65H23V67H25ZM30 65H31L33 68H32ZM97 65H98V64H97ZM147 65H148V66H147ZM149 65H151V67H149ZM163 65H164V66H163ZM92 66H93V64H92ZM135 66H136V67H135ZM193 66H194V67H193ZM110 67H111V66H110ZM120 67H121V69L123 68V70L126 69V71L128 70L127 68H131V67L135 68L134 71H135V70H137V71H135L136 73L133 71V74H134V75H133V78H132V79L134 80V79H135L134 77H136V79H138V77H139V78H140V77H141V78H145V79H147V80L149 79V80H148V81H150L149 83H148L147 80H145V79H144L145 82H143L144 84L142 83V85H144V86L147 84V87H148V88L145 86V87H144V91H143V87L140 85V83H141L142 81H144V80L141 79L142 81H140V80L138 79V80H139V85L141 86V89H142V90H138L139 88H138V86H136L137 83L134 84L136 79L134 80V82L131 83V80H132V79H131L130 81H129V79H128V78H131V77H128V76H127V79H126V78L123 76V75L126 76V74H124V72H126V71H122V70H120ZM199 67H202L201 70L204 71L203 73H202L201 71H199V70H200ZM208 67H210V66L208 65ZM216 67H215V70L217 71ZM28 68H27V69H28ZM170 68H171V69H170ZM225 68H226V71H225ZM30 69H29V70H30ZM139 69H140V68H139ZM172 69H173V71H172ZM181 69H183V72H179V70H181ZM186 69H187L189 72H188ZM195 69H196V70H195ZM207 69H208V70H207ZM131 70H132V69H130L129 71H131ZM164 70H165V71H164ZM206 70H207V71H206ZM220 70H221V73H222V74L220 73ZM120 71H121V72H120ZM151 71H152V70H151ZM151 71H150V74L154 73L153 71H152V72H151ZM162 71H160V73H161ZM181 71H182V70H181ZM184 71H185V72H184ZM190 71H192V72H191V76H190V74H189ZM208 71H209V72H208ZM122 72H123V73H122ZM127 72H128V71H127ZM142 72H141V73H142ZM166 72H165V74H167ZM171 72H172V73H171ZM187 72H188V74H189L190 77H193V78H194L193 80H195V79L197 78L198 80H201V81H202V80H205V81L208 82V83H207V82L203 81V82H205V83H203V82L201 83L200 81L197 80V81H198V82H197V81L195 80L196 83L198 84V86H199L200 84L203 86V87H202V86L197 87V90L199 89V90H198L199 93H201L202 90L204 91V88H205V91H206V92L204 91V92H202V93L200 94V96L202 95V97L207 98L208 95L210 96V94H208V92H207V91H209V89H210L209 93L211 92V87H210V85L212 86V89H214L215 91H216L215 88H219V89L221 88L220 90H223L222 87H223V85H224L225 82H226V83H225V86H224V87H225V92H224V93L227 94V93H226V92H227V91H226V87H227L226 84L228 85L229 83H230V84H229L228 86L231 85V87H232V91H233V92L230 91V90H231L230 87H229L230 89H228V87H227V89H228V94H227V95L229 96V97H227V96L223 93V91H221L222 94L220 95L221 92L219 91V89H217L216 93H215L214 91H212V92L215 93V96H214V97L218 96L221 100H218V101H217V100H215L214 98H209V97H208V98L210 99V101H207V102H206V99H205V100L203 101V104H202V100L204 99V98H203V99L200 100V101L198 100V101H199V104H201V105H199V104L197 103V107H196V105H194V104H195V100H197V99H195V98H198V99L200 98V97L198 96L199 93L197 92L198 95H195V94H194V93H196V91H195L196 88H194V87H196V86H194L195 83L193 82V80L190 79L189 77H188V78H184V77H187V76H188V75L185 76V75L187 74ZM120 73H121V74H120ZM130 73H131V72H130ZM160 73H159V74H160ZM179 73H180V74H179ZM181 73H182V74H181ZM185 73H186V74H185ZM193 73H194V75H193ZM199 73H200V74H199ZM219 73H220V74H219ZM118 74H120V75H118ZM159 74H158V76H159ZM169 74H167V75H165V76H164V74H163V76H162V74H161L160 77L162 76V78H164V77L168 76ZM212 74H214V75H212ZM217 74H218V75H217ZM112 75H113V76H112ZM114 75H115V76H114ZM117 75H118V76H117ZM128 75H129V73H128ZM130 75H132V74H130ZM139 75H140V76H139ZM174 75L176 76V78L174 77ZM177 75H178V76H177ZM183 75H184V77H183ZM192 75H193V76H192ZM195 75H196V76H195ZM202 75H207V77H209V78H207V80H206L205 76L203 77ZM215 75H216V76H215ZM72 76L76 77V74L73 73V74L67 76L66 79H68V78H74V77H72ZM103 76H104V77H105V76H108V77H110V79L113 78L114 80H112V82H113V81H114V82L111 83L112 85H110V83H109V82H110V81H109L110 79L108 80L107 77H106L107 80H106V78L103 79ZM111 76H112V77H111ZM158 76H157V77H158ZM200 76H201L202 78H201ZM217 76H222V79H223V80L221 79V77H217ZM114 77H116V78H114ZM160 77H159V80H160ZM178 77H179V78H178ZM195 77H196V78H195ZM210 77H211V78H210ZM98 78H97V80H98ZM203 78H205V79H203ZM219 78H220V79H219ZM224 78H226V79H224ZM100 79H99V80H100ZM102 79H103V80H102ZM164 79H165V78H164ZM175 79H176V81H175ZM208 79H210V80H208ZM218 79L221 80L222 82L219 81ZM64 80H65V78H64ZM97 80H96V81H97ZM99 80H98V81H99ZM124 80H125V82H124ZM153 80H154V81H153ZM159 80H158L157 82L160 83ZM191 80H192V81H191ZM107 81H108V82H107ZM128 81H129V82H128ZM190 81H191L192 83H194V84L192 85V83H191ZM210 81H211L212 83H210ZM117 82H118V80H117ZM122 82H124L125 84L130 83L131 86H130L129 84L125 85V84L122 83ZM136 82H137V80H136ZM172 82H173L174 84H173ZM175 82H176V83H175ZM199 82H200V84H199ZM105 83L109 84L110 86H108V85L106 86ZM179 83H180V82H179ZM179 83L177 84V86L179 85ZM209 83H210V84H209ZM150 84H151L152 86H151ZM197 84H196V85H197ZM205 84H207L206 87H205ZM208 84H209V85H208ZM217 84H218V85H217ZM93 85H92V86H93ZM118 85H117V86H118ZM137 85H138V84H137ZM148 85H149V86H148ZM169 85H170V86H169ZM180 85H181V83H180ZM214 85H216V86H214ZM219 85H221V87H217V86H219ZM58 86H59V85H58ZM104 86H106L105 89H104ZM117 86H113V89H114V87H117ZM133 86H134V87L136 86L137 88L135 89ZM155 86H156V88H157L156 90H157V91L159 90L158 92L154 91V90H155V89H154ZM193 86H194V87H193ZM208 86H209V88H207ZM111 87H110V88H111ZM118 87H119V86H118ZM130 87H131V88L133 87L132 90L130 89ZM149 87H150V89H149ZM151 87H154V88H151ZM169 87H170V88H169ZM188 87H190V88H188ZM191 87H193V89H192ZM145 88H146V89H145ZM187 88H188V89H187ZM200 88H201V89L203 88V89L201 90ZM7 89H8V90H7ZM9 89H10V88L7 87V84L4 83L3 80L0 79V112H1V116H2V117L0 118V125H1V126H2V125H3V126H4V125H7V122L9 121V117H10V116L7 117V116L5 115V111H4V110H7V109H8V108H7L8 104H9V99H8V98H9V96H10V95L8 94V93H9ZM57 89H58V87H57ZM57 89H56V90H57ZM115 89H116V88H115ZM115 89L113 90L114 92L116 91ZM118 89H119V88H118ZM147 89H148V91L150 90V93H149V94H147V92H148ZM183 89H184V90H183ZM186 89H187L188 93H187ZM189 89H190V92H192V90H193L192 95L196 96L195 98H193V97L190 95ZM10 90H11V89H10ZM13 90H14V89H13ZM110 90H111V89H110ZM134 90H135V91H134ZM174 90H175V89H174ZM118 91H119V90H118ZM136 91H139V92L135 93ZM145 91H146V93H145ZM151 91H152V92H151ZM153 91H154V92H153ZM194 91H195V92H194ZM7 92H8V93H7ZM11 92H12V91H11ZM54 92H55V90L49 92L46 96L49 97V96H51L52 93H54ZM131 92H132V93H131ZM174 92H175V94H174ZM218 92H219V93H218ZM5 93H7V94H5ZM95 93H96V92H95ZM101 93H102V94H101ZM128 93H129V94H128ZM178 93H179V92H178ZM182 93H183V92H182ZM214 93H212V96H213ZM217 93H218L220 96H222V95L224 94V95H223L224 97H220L219 95H216ZM130 94H131V95H130ZM139 94H141V95H139ZM144 94H145V95H148V97L151 96L150 94H153L154 97H150V98H153V99H150V98H149V100H148V98H147ZM156 94H157V95H156ZM7 95H8V96H7ZM124 95H125V96H124ZM129 95H130V96H129ZM138 95H139V96H138ZM158 95H159L160 97H158ZM167 95H168V96H167ZM189 95H190V96H189ZM231 95H232V94H231ZM181 96H183V98H182ZM186 96H188V100L186 99ZM6 97H7V98H6ZM104 97H105V96H104ZM156 97H157V98H156ZM190 97L193 98V99H195V100L191 99ZM233 97H234V95H233ZM101 98H102V97H101ZM139 98H140L141 100H140ZM162 98H163V99H162ZM167 98H169L170 101L167 100ZM208 98H207V99H208ZM219 98H216V99H219ZM130 99H131V98H130ZM160 99H162V100H160ZM184 99H185V100H184ZM190 99L192 100V102L194 101V102H193L194 104H193V103L191 104V105H193L192 108L195 107L193 110H192L191 107H190V102H191ZM209 99H208V100H209ZM211 99H212V100H215L214 103H212L213 101H211ZM227 99H228L229 102H228V104L225 105V102H227ZM150 100H152V101L150 102L151 105H150V103H149ZM231 100H233V98H232ZM141 101H142V102H141ZM159 101H160V102H159ZM185 101H187V104H186ZM189 101H190V102H189ZM198 101H197V102H198ZM128 102H129V103H128ZM170 102H171V103L173 102V103L170 104ZM183 102H184V104H183ZM188 102H189V104H188ZM204 102H206V104H205ZM218 102H220V103H218ZM223 102H224V103H223ZM121 103H120V104H121ZM126 103H127V106H128V107H126ZM145 103H146V104H145ZM141 104H142V105H141ZM222 104H221V105H222ZM122 105H123V103H122ZM144 105H145L146 107H144ZM170 105H171V107H169ZM183 105H184V106H183ZM215 105H217V107H215V110L213 111ZM148 106L150 107L149 109H148ZM155 106H156V105H155ZM180 106H181V107H180ZM225 106H226V107H225ZM36 107H37V106H34L31 110H29V111L27 110L28 112H26V113L21 117V119H20L21 121L18 122L17 125H16L14 128H10V129H8V130L5 132V133H7V134H5L3 137L0 138V144H2V142L4 141V142H5V145H6V141H7V143H8V140H11V138H13L12 136L18 135V133H19L18 131H19V129H20V128H18V127H20V125H21V127H22L23 124L25 125L26 122H28V121L34 116V115L32 116V112H33V114L36 112V109H35ZM143 107H144V108H147V109H144ZM158 107H160L159 110H158ZM165 107H166V108H165ZM124 108H126V110H124ZM132 108H133V109H132ZM139 108H140V109H139ZM219 108H218V110H217V112H216L217 114H218V112H220V111H219ZM135 109H136V110H135ZM226 109H227V110H226ZM131 110H132V111H131ZM137 110H139V113H138ZM225 111H226V113H225ZM29 112H31V113H29ZM156 112H155V113H156ZM221 112H220V114H221ZM93 113H94V112H93ZM6 114H7V111H6ZM148 114H149V115H148ZM8 115H9V114H8ZM94 115H95V114H94ZM94 115H93V116H94ZM141 115H142V116H141ZM144 115H145V116H144ZM203 116H204V115L202 114V118L207 117V116H204V117H203ZM141 117H142V118H141ZM2 118H3V120H2ZM5 118H6V119H5ZM4 119H5V122H4ZM6 121H7V122H6ZM25 121H26V122H25ZM143 121H144V120H143ZM5 123H6V124H5ZM24 125H23V127H24ZM23 127H22V128H23ZM15 128H16V130H15ZM17 128H18V130H17ZM22 128H21V129H22ZM13 130H15L17 134H16ZM8 131H9V132H8ZM12 132H13V133H12ZM8 133H9V134H8ZM12 134H15V135H12ZM9 136H10V137H9ZM8 137H9V138H8ZM6 139H7V140H6ZM96 139H97V138H96ZM9 142H10V141H9ZM96 142H99V140L97 139ZM5 145L2 144V147H0V148H1V149H0V153L2 152V148L4 149V146H5ZM0 146H1V145H0ZM172 147H175V146H171V148H172ZM171 148H169V149H171ZM144 150H146V151H144ZM172 150L175 151L176 148H175V149L173 148ZM126 151H127V150H126ZM174 151H173V153H174ZM168 152H170V151H168ZM150 153H151V152H149V150L144 149V148H141V150L139 151L138 157L136 158V159L138 160V161L136 160L137 163H138V164L140 163V164L138 165L139 168H138L136 165L133 166V163L136 164V162H133V161H132L133 163H132V164L130 163V165L135 169V171H136V168L138 169V170H137L138 173H137V172H136V173L134 172L135 174L132 173L131 171H134V170H131V169H133V168L130 166L131 168L129 167V168L127 169V165L129 166V163H125V164H127V165H125V167H126L125 169H126V170H129V169H130L129 172L132 174V175H131L130 173H126L125 175L127 176L128 174H130V175H131V178H129V177L126 178V177L124 176V173H125V172H124V173L120 174L122 177H119L120 175L118 176V180H119L120 178H123V177H124V179L126 178V179H130V180L127 181V180L125 179V181H124L123 179H121V180L118 181L117 178H116V179H113L114 181H112V180H111L112 182L110 181V183L112 184L111 186H107V188H108L107 191L109 190V191H110V194H111L112 190L114 191V189L116 188V190H115L114 192H115L117 195L114 194V195L112 196V194L114 193V192H112V194L109 195L110 197L112 196V197L116 198L117 196L120 197V196L122 195V198L124 197V199L127 201V203L125 202L124 199L121 200V199H122L121 197H120V198L117 197V199L119 198V201H122V202H120V203H117L118 200L116 199V200H117V201H116L114 198H113V199L116 201V203H115V202H112V200L109 201V199H108V197H107V196H108L107 194L109 193V191H108V193L105 194L104 191L101 190V192H99L100 190H99V191L97 190V193H96V195H95V197H94V198L96 199V201H95V202L93 201V204L95 205L96 208H95V207L93 206V204H92V209H94V210H92V212H91V211H89V210H91V209H89L88 212L86 213V215H88V213H89V214L92 213L91 216L88 215V220H90V219L93 220V222L91 221L92 225H93V223H94V220L97 222V224L94 223L95 225H93V226L91 225L92 228H93L95 231H96V229H98V230H97L98 232L101 231V229H99V227H100L101 225H103L104 227H103V226L100 227V228H103V229H104V231H102V232H105V229H107V230L110 232V233H108V231L106 230L107 233L110 234L111 237L116 238V239H115L116 242H120V241L123 240V237L126 235V234H124V233H125L127 230H128V233H130V234L133 236V238H132V236H129V234H127L126 236H129L131 239H134L135 242H136V239H135V238H139V240H140V239L142 240L143 245H145V244H144V241H143V240H145V242H146L147 244H146V246H143V245H142V248L144 249V248L146 247L145 250H144V251H146V252H147L148 250H150V248H151V250L148 251L149 254H150L151 256H150V255L147 256L148 252H147V253H146V252L144 253V251H143V253L140 252V251H139L140 248L138 249L139 252L137 251V249H136L135 251H137L138 254H139V253H142L145 257H148V258H149V257H152V256L154 255V251H155V253H157V254H155V257L158 256V255H159V251H160V249H161L160 247H161V244H162V236H161V234H160L161 231L159 232V230H157V229H158V227H157L158 225L156 224L157 222H156V221H153L154 218L157 217V215H156V217H154L155 214H157V213H155L153 216L151 215L153 212H155V209H157L156 211H158V207H157V208H154V207H156L157 204L154 205V204L156 203V200L153 199V198L155 197V195H156V194H155V193H156L155 191H156V187H157L158 180H157V178L154 179L155 177H154L152 171H154L155 168H156V169L159 168V163H158L159 158L156 157V156H155L154 154H152V153H151V154H152V155H151ZM153 155H154V156H153ZM150 157H151V158H150ZM151 159H152V161H151ZM157 159H158V160H157ZM139 160H142V162L139 161ZM153 160H154V161H153ZM127 162H131V161H130V160H127ZM153 162H154V163H153ZM152 165H153V166L155 165L156 167L151 168ZM153 169H154V170H153ZM151 170H152V171H151ZM155 171H156L157 173H158V172H159V173H162V174H163V175H162L163 177H164V176H165V177H168L167 174H166V173H167L166 170H164L163 172H160L159 169H158V171H157V170H155ZM155 171H154V172H155ZM156 172H155V175L157 174ZM142 173H144V174H142ZM159 173H158V174H159ZM139 174H140V175H139ZM158 174H157V176H158ZM138 175H139V176H138ZM195 175H196V176H195ZM195 175H194V176H195L194 179L197 180V181H199L198 179L200 178V172L197 173V174H195ZM128 176H129V175H128ZM152 176H153V177H152ZM157 176H156V177H157ZM140 177H141V178H140ZM148 177L150 178V180H149ZM142 178H143V179H142ZM147 178H148V179H147ZM152 178L155 180L154 182L157 181L155 184H152V182H153ZM196 178H198V179H196ZM171 179H172V178H171ZM133 180H134V181H133ZM116 181H117V182H116ZM120 181L123 182V183H120V185H119L118 182H120ZM149 181H150V182H149ZM110 183H109V184H110ZM115 183H117V184H115ZM134 183H135V184H134ZM149 184H150V185H149ZM54 185H55V184H54ZM54 185L51 186L50 191H48V192H50V193H51V191H52L53 195H54V194H57V192L62 191V189H64V187L59 186V184H56L55 186H54ZM57 185H58V187H59V188H58L59 190H56V189H57V188H56ZM153 185H156V186H154V189H155V190L152 189V188H153V187H152ZM124 187L126 188L125 190H124ZM52 188H53V189H52ZM61 188H62V189H61ZM97 188H99V186H98ZM100 188H101V187H100ZM100 188H99V189H100ZM51 189H52V190H51ZM103 189L106 190V188H103ZM111 189H112V190H111ZM224 190H226L227 192L229 191V189H227L226 187H224V189L222 190V193H225V192H226V191H224ZM129 191H130V192H129ZM152 191H153V192H152ZM102 192H103L104 195H106V196L103 195V197H102V196H101ZM105 192H106V191H105ZM150 192H151V193H150ZM227 192H226V193H227ZM229 192H230L231 194H230ZM229 192H228L227 194H226V193L224 194V197H225V195H228L227 197H225L227 200L223 198L224 200L221 202L220 209H222V206H223V209L226 207L227 210H228L229 207H232V206H233V204H234V202H235V198L233 199L234 195H232V192H231V191H229ZM98 193H99V195H98ZM121 193H122V194H121ZM126 193H127V195H128L129 197H131L132 199H133V193H134V199H133V200H136V201H133L131 198H129V197L126 195ZM131 193H132V194H131ZM137 193L143 195L144 197H145V196H146V197L148 196V198H146V199H148V201H147L143 196H141V197H143V198L145 199V200L143 199L142 201H144V202L147 201V203H146V202H145V203H146L147 205H149V206H147V205L145 206V207H148V208H146V209H147V214H149L150 216H152V217L149 216V217H148L149 219L147 218L148 215L146 214V212H145L146 215H145L144 213H140V210H142V211L145 210V211H146V209H145V208L143 209V207H144L145 204H144V205H143V204L140 205V204H141V202H140L141 198H140V196H138L139 194L137 195V197H138L139 199H138V200L135 199V198H137V197H135V194H137ZM152 193H153V194H152ZM130 194H131L132 196H131ZM150 194H151V195H150ZM115 195H116V197H115ZM125 195H126V196H125ZM96 196H97V197H96ZM149 196H150V197H149ZM151 196H152V197H151ZM229 196H230L231 200H229ZM232 196H233V197H232ZM101 197H102V198H101ZM104 197H105V199H104ZM106 198L108 199V201L106 200ZM95 199H94V200H95ZM103 199H104L106 202H105ZM130 199H131V200H130ZM152 199H153V200H152ZM155 199H156V198H155ZM114 200H113V201H114ZM128 200H129V201H128ZM233 200H234V201H233ZM150 201H151V202H150ZM152 201H154V204H153L154 206L151 205ZM225 201H226V202H225ZM228 201H230V202H229L230 204L228 203ZM232 201H233V202H232ZM136 202H138V203H137V206H138V207L140 206V209L137 208V209L139 210L138 212L136 211V210H137V209H136V206L133 205V204H136ZM144 202H143V203H144ZM148 202H150V203H148ZM224 202H225V203H224ZM129 203H131L132 206H131ZM226 203H227V204H226ZM127 204H128V205H127ZM222 204H223V205H222ZM225 204H226L227 206H228V205H229V206L227 207V206H225ZM150 205H151V206H150ZM117 206H119V208H118ZM130 206H131V207H130ZM141 206H142V207H141ZM152 206H153V207H152ZM224 206H225V207H224ZM93 207H94V208H93ZM105 207L107 208V211H105V210H106ZM150 207H152V209H151ZM149 208L151 209L150 211H152L153 208H154V211H152V212H148V209H149ZM103 209H104V211H102ZM114 209H115V210H114ZM122 209H123L124 211H123ZM125 209H127V210H125ZM108 210H109V213H111V212L114 213V214H113V215L115 216L114 218H116V219H117V217H118V218H119V217H120V218H121V217L124 218L126 221H128L127 224H126V222H125L124 225H121V223H124V222H119V221L116 222L114 219H112V220H113L115 223H117V224L120 223V224H118V225H117V224H114L113 221L109 222V220H108V223H107V221H106L107 219L105 220L104 218H106L108 215H109V218H111V217H110V214L108 213ZM117 210H118V211H117ZM121 210H122V211H121ZM190 210H191V209H190ZM190 210L188 211V209H186V212L188 213V212H190ZM230 210H231V209H230ZM98 211H99V213H98ZM93 212H94V213H93ZM101 212H105V213H103L104 215L106 214L105 217H103V214H102V218H101V216H100V218H99V215H101V214H100ZM115 212H117V213H116L117 215H115ZM121 212H122L123 214H124V213H125V214L123 215ZM126 212H128V213H126ZM186 212H184V213H186ZM130 213H131V214H130ZM68 214H69V213H68ZM97 214H98V216H97ZM128 214H129L130 216H131V215H132V216L130 217ZM188 214H189V213H188ZM143 215H145V216H143ZM95 216H96V217H95ZM111 216H112V214H111ZM91 217H94V218H91ZM144 217H146L147 219L144 218ZM120 218H119V220L124 221V219H122V218L120 219ZM150 218H152L153 220H152V219L150 220ZM100 219H102V220H100ZM131 219H132V220H131ZM104 220H105V221H104ZM133 220H135L136 222L133 221ZM155 220H156V219H155ZM102 221H103V223H102ZM131 221H132V223H131ZM150 221H151V223H150ZM104 222H105V223H104ZM138 222H140L141 225L138 224ZM143 222H144L145 225L143 224ZM152 222H154V224H153ZM91 223H90V224H91ZM99 223H100L101 225H99ZM112 223H113V224H112ZM130 223H131L132 225H131ZM106 224L108 225L107 227H105ZM109 224H112V225L110 226ZM133 224H135L134 226H138V227H137L138 230L134 229V228H136V227H134ZM137 224H138V225H137ZM96 225H99V227L97 228ZM113 225H114V226H113ZM116 225H117V226H116ZM125 225L131 226V227H126ZM115 226L118 227L117 229L120 230V231H124L123 229H126V228H127V230H125V232H120V233H122V234H119V233H118L119 231H117V229H115V228H116ZM120 226H121L122 228H121ZM140 226H141V227H140ZM142 226H143V227H142ZM95 227H96V228H95ZM112 227H115V228L112 229ZM119 227H120V228H119ZM110 229H111V230H110ZM114 229H115V232H117L122 238H121L119 235H117V233H116V235H115V232H114V234H111V232L113 233L112 230H114ZM130 229H133V230H131V232H130ZM240 229H241V228H240ZM134 230H136V231H134ZM140 230H141V231L143 230V232H141ZM144 230H145V231H144ZM97 231H96V232H97ZM132 231H133L134 234H132ZM139 231H140V232H139ZM136 232H138V233H136ZM245 232H247V234H245ZM143 233H144V234H143ZM241 233L244 234V236H243V234L241 235V237L243 236V241H244V242L249 243V241H250L249 244H252V245L259 244V240L257 239L256 236H254V234L252 233L251 230H248V229L242 228V229H241ZM123 234H124V235H123ZM156 234H158V236H157ZM113 235H115L116 237L113 236ZM246 235L249 236V237H248V240H247V236H246ZM250 235H251V236H250ZM129 237H128V238H129ZM114 238H113V240H114ZM120 238H121V239H120ZM124 238H125V237H124ZM245 238H246V239H245ZM249 238H250V239H249ZM117 239H120V241L117 240ZM125 239H126V238H125ZM125 239H124V240H125ZM146 239H147V240H146ZM158 239H159V240L161 239V240L158 241ZM252 239H253V240H252ZM255 239H256V241H255ZM115 241H114V243H115ZM132 241H133V240H132ZM156 241H157V242H156ZM135 242H134V245L132 244V245L134 246V248H133V246L131 245V248H132L133 250H134L135 247H136ZM140 242H141V241H140ZM149 243H150V244H149ZM253 243H254V244H253ZM255 243H256V244H255ZM115 244H117V243H115ZM147 245H148L150 248H149ZM152 245L155 246L156 248H153ZM137 248H138V246H137ZM152 248L154 249V251H153ZM133 250H132V251H133ZM132 251H131V253H130L131 255H132ZM150 252H152V253H150ZM145 254H146V255H145Z\"/></svg>", "mask_w": 264, "mask_h": 264}]
</instances>
